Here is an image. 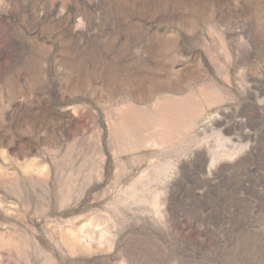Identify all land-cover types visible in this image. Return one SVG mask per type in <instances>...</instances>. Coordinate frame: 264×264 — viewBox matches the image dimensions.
I'll use <instances>...</instances> for the list:
<instances>
[{"label":"rangeland","instance_id":"1","mask_svg":"<svg viewBox=\"0 0 264 264\" xmlns=\"http://www.w3.org/2000/svg\"><path fill=\"white\" fill-rule=\"evenodd\" d=\"M0 264H264V0H0Z\"/></svg>","mask_w":264,"mask_h":264},{"label":"bare ground","instance_id":"2","mask_svg":"<svg viewBox=\"0 0 264 264\" xmlns=\"http://www.w3.org/2000/svg\"><path fill=\"white\" fill-rule=\"evenodd\" d=\"M211 84H212V83H211ZM215 86H216V85H215ZM212 87H213V86H212ZM192 95H193L194 98H195V96H196V97L198 96V95L196 94V92L193 93ZM192 95H191V96H192ZM205 96H206V95H205ZM171 99H172V98H171ZM192 99H193V98H192ZM194 101H195V100H194ZM193 106H195V105H193ZM192 109H193V108H192ZM166 114H167V113H166ZM171 118H172V117H171ZM163 119H165V117L162 118V120H163ZM165 120H166V119H165ZM174 121H175V120H174ZM174 121H173V122H174ZM160 123H161V122H160ZM174 124H175V123H174ZM174 124H173V125H174ZM159 125H160V124H159ZM204 126H205V125H204ZM142 127H143V126H142ZM152 130H153V129H152ZM148 132H149V131H148ZM158 132H159V131H158ZM152 134H153V133H152ZM159 135H160V134H159ZM147 136H148V135H147ZM150 138H151V137H150ZM154 138H155V137H154ZM157 139H158V138H157ZM163 139H164V138H163ZM152 140L154 141V139H152ZM166 140H168V139H166ZM156 141H157V140H156ZM161 141H163V140H161Z\"/></svg>","mask_w":264,"mask_h":264}]
</instances>
